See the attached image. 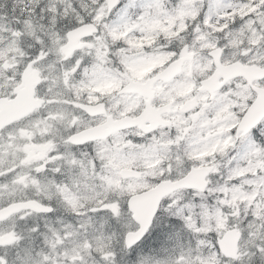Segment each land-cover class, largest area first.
Returning a JSON list of instances; mask_svg holds the SVG:
<instances>
[{
	"label": "snow or ice",
	"instance_id": "snow-or-ice-1",
	"mask_svg": "<svg viewBox=\"0 0 264 264\" xmlns=\"http://www.w3.org/2000/svg\"><path fill=\"white\" fill-rule=\"evenodd\" d=\"M0 264H264V0H0Z\"/></svg>",
	"mask_w": 264,
	"mask_h": 264
}]
</instances>
